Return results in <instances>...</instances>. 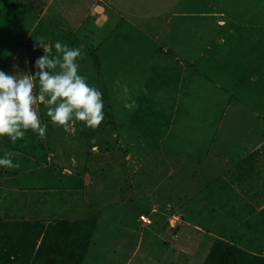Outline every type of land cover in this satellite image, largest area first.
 I'll return each mask as SVG.
<instances>
[{"label": "rangeland", "instance_id": "obj_1", "mask_svg": "<svg viewBox=\"0 0 264 264\" xmlns=\"http://www.w3.org/2000/svg\"><path fill=\"white\" fill-rule=\"evenodd\" d=\"M111 1L102 22L90 2L34 30L0 10V71L35 75L40 41L53 56L57 41L83 45L78 74L104 104L95 129L65 131L37 104L45 139L0 137V158L20 154L19 168L0 166L5 254L43 264L51 223L91 219L78 264H264V148L255 185L222 175L264 147V0Z\"/></svg>", "mask_w": 264, "mask_h": 264}, {"label": "clouds", "instance_id": "obj_2", "mask_svg": "<svg viewBox=\"0 0 264 264\" xmlns=\"http://www.w3.org/2000/svg\"><path fill=\"white\" fill-rule=\"evenodd\" d=\"M39 45L45 54L35 61L38 69L35 75L18 76L0 71V137L7 136L13 144L24 139L29 130L38 134L41 140L46 138L47 125L41 124L37 104L45 105L51 123L65 131L71 129L73 121L95 129L104 120L102 93L78 74V60L85 55L83 45L69 47L57 41L55 56L43 41ZM37 81L38 94L35 91ZM123 92L127 96V86ZM125 106L132 108L138 105L133 101ZM19 155L5 150L0 166L19 168V163L13 162V157Z\"/></svg>", "mask_w": 264, "mask_h": 264}, {"label": "crops", "instance_id": "obj_3", "mask_svg": "<svg viewBox=\"0 0 264 264\" xmlns=\"http://www.w3.org/2000/svg\"><path fill=\"white\" fill-rule=\"evenodd\" d=\"M90 2H93L91 10H97V12H99L98 17L96 16L94 22L95 23H98L100 21L102 22V20H104L103 19L104 18L103 10L105 9L104 6L106 7L109 6L108 2L109 3L111 2L110 4H112L113 1L111 0H108L107 3L106 2L102 3L103 2L102 0H4L3 3L0 2V8H1L0 10H2V12L5 11L3 13L1 12L2 14H9L13 16L14 18H12V20L10 19L11 21H15V22L23 21L24 23L30 22L31 23L30 28L34 30L38 26H40V23L44 20V18H48L49 21H50L49 18H51V20L53 19L56 20L58 19V17H60L61 12L73 14L78 9V7H80L81 5H89ZM1 5L3 7H1ZM111 10L113 9L111 8ZM23 15L24 16L26 15L28 17L27 18L23 17ZM88 16L89 13L86 14L85 20H87ZM263 148L264 147H262L261 145H255L250 149H246V151L248 150L247 154L244 155L243 158L237 160L236 163H231V161H227L230 163H226L224 161L222 166L227 168L224 169L222 172V175L224 176L223 178L224 183L226 184L227 181L231 182L232 179L230 178V176H234V175H237L238 177V182H239L238 187L240 183H242L243 181H247L248 177L253 178L254 185L255 182L261 181L262 166L260 167V165L263 162L262 161L263 156L261 153L263 151L262 150ZM210 165L212 166V164L210 163L208 165L207 173L211 175L212 178H214L218 170L215 169L210 170L209 169ZM241 187L243 188V186ZM241 187H239L238 189L242 190Z\"/></svg>", "mask_w": 264, "mask_h": 264}, {"label": "trees", "instance_id": "obj_4", "mask_svg": "<svg viewBox=\"0 0 264 264\" xmlns=\"http://www.w3.org/2000/svg\"><path fill=\"white\" fill-rule=\"evenodd\" d=\"M36 225L40 226L36 222V224L20 225L15 229L23 233L24 229L32 230ZM93 230L94 225L91 219H77L75 221L68 219L55 220L48 229L50 234L48 233L43 239L34 258L41 260L43 264H78L88 250L89 239ZM1 239L6 240L3 235L0 237ZM9 246V244H0V264H10V262L14 264V261L10 260V255L5 254L7 247L11 250ZM72 259H75V262Z\"/></svg>", "mask_w": 264, "mask_h": 264}, {"label": "built area", "instance_id": "obj_5", "mask_svg": "<svg viewBox=\"0 0 264 264\" xmlns=\"http://www.w3.org/2000/svg\"><path fill=\"white\" fill-rule=\"evenodd\" d=\"M141 219H142L144 222H148V221H150V220H148V218H147L146 216H144V215H141Z\"/></svg>", "mask_w": 264, "mask_h": 264}]
</instances>
